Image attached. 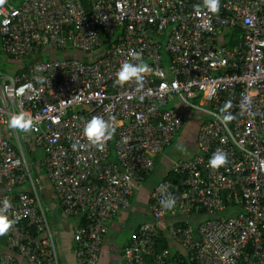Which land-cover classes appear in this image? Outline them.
Wrapping results in <instances>:
<instances>
[{
	"label": "built area",
	"instance_id": "built-area-1",
	"mask_svg": "<svg viewBox=\"0 0 264 264\" xmlns=\"http://www.w3.org/2000/svg\"><path fill=\"white\" fill-rule=\"evenodd\" d=\"M0 37V208L7 198L14 221L0 264H59L35 164L64 213L84 215L74 264H96L107 220L130 204L185 108L201 118L197 151L173 159L176 180L150 190L152 217L119 264H264V0H220L217 13L203 0H1ZM129 49L152 69L142 88L116 81L121 63H137ZM21 111L34 118L30 132L10 126ZM93 116L115 118L102 150L84 135ZM216 149L229 161L219 169L209 167ZM182 214L195 223L173 218ZM160 230L179 249H158Z\"/></svg>",
	"mask_w": 264,
	"mask_h": 264
},
{
	"label": "crops",
	"instance_id": "crops-1",
	"mask_svg": "<svg viewBox=\"0 0 264 264\" xmlns=\"http://www.w3.org/2000/svg\"><path fill=\"white\" fill-rule=\"evenodd\" d=\"M10 1L13 4L17 5L22 0ZM8 60L9 63H15V61L12 59ZM181 129L182 127L180 128V130ZM188 130H190L188 139L184 140L186 141L185 145L190 146L192 155L196 150L194 127L192 125H189ZM177 140L178 136L176 135V139L174 141L176 142ZM173 144L174 142L168 147H165L163 152L157 157L158 160L155 166L158 167V170L160 171L159 177L154 179L152 182H146L147 178L156 169L155 167V169H153V171L148 174L143 181L136 183L130 204L120 207L117 212L107 220L108 228L103 234L99 257L96 261V264H119L121 260V251L123 245L130 240L134 230L138 226V223L150 218L148 210L149 191L161 179L162 173H164L169 168L172 160L175 159L172 153L173 150L171 149V146ZM35 151V154H38L37 157H40L42 155L39 149L36 148ZM39 176L40 197L41 201L43 200L42 203L45 207L53 239L56 241L55 250L58 257V262L59 264H74L75 252L72 233L74 227L79 222L80 216L65 214L49 176L45 173ZM21 188L22 185H18L16 189L20 190ZM135 192L137 193L136 196ZM141 213L144 214L142 218L139 217V214L141 215ZM134 216L137 217L134 218ZM127 224L129 225V231L128 234L123 237L120 235V232L122 229H126ZM169 244L171 248H178V246L172 242H169Z\"/></svg>",
	"mask_w": 264,
	"mask_h": 264
},
{
	"label": "clouds",
	"instance_id": "clouds-1",
	"mask_svg": "<svg viewBox=\"0 0 264 264\" xmlns=\"http://www.w3.org/2000/svg\"><path fill=\"white\" fill-rule=\"evenodd\" d=\"M219 3H220V0H203V5L207 7V9L212 13H217L219 11ZM196 10L197 12H199L200 10L199 5L196 6ZM128 55L133 60L137 61V63H132L128 60H125L123 63H121L120 68L116 72V81L118 84L123 85L125 83H128L134 80L137 82L139 87L142 88L145 75L149 74L152 71V69L148 66V64L143 62L142 53L136 50H133V49H129ZM230 107H231V102L228 101L225 103V106L221 111L227 112V110ZM183 112H184V109H183ZM114 119H115L114 117H110L109 120H105L102 117L93 116L86 123L84 127V135L86 136V138L89 140L91 144H93L94 146L102 150L106 141L111 138V136L113 135L115 131ZM233 119L234 117L230 113L223 115L221 117V121L225 125H227V123ZM34 123H35L34 118L25 111H21L18 114L12 115L10 119V126L12 128L19 129L24 132H30L34 127ZM195 141H196V134H195ZM196 151L197 149L195 150V152ZM228 163L229 161H228L227 153L224 152L222 149H216V151L213 153V155L211 156L209 160V167L213 169H219L220 167L226 166ZM169 168H170V165H169ZM160 180H163V179H160ZM131 199H132V196H131ZM174 203H175V199L171 196H169L167 199L162 201V205L168 208L172 207ZM10 208H11V202L7 198H4L3 208H0V236L5 235L10 230V228L12 227L14 223V221L10 220L8 216L6 215L8 209Z\"/></svg>",
	"mask_w": 264,
	"mask_h": 264
},
{
	"label": "trees",
	"instance_id": "trees-1",
	"mask_svg": "<svg viewBox=\"0 0 264 264\" xmlns=\"http://www.w3.org/2000/svg\"><path fill=\"white\" fill-rule=\"evenodd\" d=\"M0 2H1V0H0ZM237 31H238V29H237ZM0 53H1V51H0ZM39 58H46L45 56H40ZM194 111H192L191 109H188V108H185L184 109V122H190L191 123V125L194 127V132H195V134H196V131H197V127H198V122H199V120L201 119L200 118V116L199 117H195L194 116ZM182 127V126H181ZM180 130V129H179ZM176 135L178 136V134L176 133L175 134V137H174V139H173V141L176 139ZM173 141H172V143H173ZM169 146V145H168ZM168 146H165V147H168ZM164 147V148H165ZM31 150H29L28 151V153H29V156H30V158L33 160V161H35L36 162V158H37V156H38V154H35V149H36V147H34V146H31ZM35 148V149H34ZM164 148H163V150H164ZM163 150L160 152V153H158L157 155H156V157H155V160H156V162H155V164L157 163V160H158V155L159 154H161L162 152H163ZM36 165V168H35V175H37V176H39V175H42V174H46V171H45V169L41 166V165H39V166H37V164H35ZM177 174L172 170V169H170V168H168L164 173H162V177H161V179H173V180H176V178H177ZM39 178H40V176H39ZM61 203V202H60ZM150 203H151V199L149 198V205H150ZM62 205V204H61ZM62 208H63V205H62ZM149 210V214H150V218L152 217V214H151V209L149 208L148 209ZM72 215H78V216H80L79 217V222L77 223V224H79L80 222H83L84 221V215L81 213V212H79V213H77V214H72ZM166 221V218L165 219H161V222H163V221ZM31 230L34 232V230H35V228L34 227H31ZM160 232H161V235H162V237L160 238V240H159V242L157 243V248L159 249V248H161V247H163V246H168V245H170L169 244V242H168V239H167V237L165 236V233H164V231L163 230H160ZM35 234H36V232H35ZM104 234V233H103ZM103 234H102V236H101V242H102V238H103ZM4 238H5V235H3V236H0V247L2 248V246H3V244L1 243V241H3L4 240ZM72 238H73V233H72Z\"/></svg>",
	"mask_w": 264,
	"mask_h": 264
},
{
	"label": "rangeland",
	"instance_id": "rangeland-1",
	"mask_svg": "<svg viewBox=\"0 0 264 264\" xmlns=\"http://www.w3.org/2000/svg\"><path fill=\"white\" fill-rule=\"evenodd\" d=\"M0 44H1V37H0ZM76 54H80L81 52L79 51H75ZM4 55L2 53H0V60L1 58H3ZM45 57H48V54L45 53ZM4 68V66H2ZM6 71H9L7 69H5ZM179 104L178 102H175V101H170L169 105H177ZM194 116L197 118L199 117V114L197 113H194ZM190 122H183V125H182V129L178 132V140L174 142V144L171 146V149L173 150V156L176 158V157H184V156H189L191 155V152L192 150L190 149V146L189 145H185V140L184 139H188V134H189V131L188 130V126L191 125L189 124ZM192 138V137H191ZM156 167V166H155ZM154 167V169H155ZM152 172V171H151ZM150 174V173H149ZM160 175V171L158 170V167H156V169L153 171V173L147 178L146 182H152L154 179H156L157 177H159ZM136 192H135V196H136ZM43 201V200H42ZM142 216H144L143 213H141V215L139 214V217L142 218ZM137 216H134V218H136ZM174 219H182V220H186V219H189L192 223H195V220H194V217H191L189 215H185V214H182V215H178V216H174L173 217ZM170 218H167V221H169ZM129 224V223H128ZM127 224V227L126 229H122L121 232H120V235L125 237L127 234H128V231H129V225ZM55 241V240H54ZM55 245H56V241H55Z\"/></svg>",
	"mask_w": 264,
	"mask_h": 264
}]
</instances>
